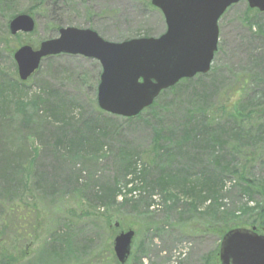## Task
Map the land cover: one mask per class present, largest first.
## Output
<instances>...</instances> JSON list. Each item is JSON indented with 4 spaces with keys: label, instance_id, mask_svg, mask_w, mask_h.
<instances>
[{
    "label": "rangeland",
    "instance_id": "rangeland-1",
    "mask_svg": "<svg viewBox=\"0 0 264 264\" xmlns=\"http://www.w3.org/2000/svg\"><path fill=\"white\" fill-rule=\"evenodd\" d=\"M43 3L0 0V264H120L128 229L126 264H220L228 230L264 233V14L229 7L210 71L126 118L98 105V60L50 56L24 82L14 51L63 27L157 37L163 13L151 0ZM19 14L33 32L10 33Z\"/></svg>",
    "mask_w": 264,
    "mask_h": 264
},
{
    "label": "water",
    "instance_id": "water-1",
    "mask_svg": "<svg viewBox=\"0 0 264 264\" xmlns=\"http://www.w3.org/2000/svg\"><path fill=\"white\" fill-rule=\"evenodd\" d=\"M240 1L151 0L165 18L166 31L160 36L113 42L92 29L63 27L56 38L41 42L37 49L19 47L13 58L21 81H27L46 57L70 54L96 59L102 66L99 107L113 115L134 117L152 105L161 91L209 72L218 48V21ZM246 1L251 9L264 12V0ZM8 28L12 35L31 33L35 20L19 14ZM134 238L133 229L116 235L113 248L121 264L127 262ZM219 256L221 264H264V234L255 227L231 229L222 239Z\"/></svg>",
    "mask_w": 264,
    "mask_h": 264
},
{
    "label": "trees",
    "instance_id": "trees-1",
    "mask_svg": "<svg viewBox=\"0 0 264 264\" xmlns=\"http://www.w3.org/2000/svg\"><path fill=\"white\" fill-rule=\"evenodd\" d=\"M15 0H1V2H2V4L3 5H8V4H10V3H12V2H14ZM35 1H39L41 4H44L43 2H44V0H35ZM258 12V11H257ZM259 14H264V13H260L259 12ZM14 17V16H13ZM13 17H10V20L13 18ZM9 23V22H8ZM8 33V32H7ZM8 35H10L9 33H8ZM183 81H189V79H183V80H181L179 83H177L175 86H173L172 88H169V89H174L175 87H177L180 83H182ZM24 86V85H23ZM164 92V91H163ZM40 102H41V100L39 101V98H37V97H33V105L34 106H36V111L38 110V105L40 104ZM257 107H259V106H257ZM258 111V110H257ZM257 111H255L256 112V116H258L259 114L257 113ZM249 113H251V111L249 112ZM4 118V117H3ZM257 119H258V117L256 118V119H253L252 120V123H250V125L251 126H253V127H256L258 124V122H257ZM195 135H197L198 136V138H197V136H195L194 138H197V139H200L201 137L197 134V132L195 133ZM215 137V136H214ZM213 138V137H212ZM224 186V185H223ZM209 192H211V191H209ZM208 196H209V194L207 195V196H204L203 197V200H206L207 198H208ZM264 206V205H263ZM261 213H263L264 214V209H262L261 210ZM259 232V231H258Z\"/></svg>",
    "mask_w": 264,
    "mask_h": 264
}]
</instances>
